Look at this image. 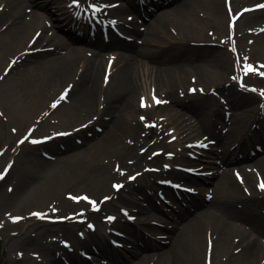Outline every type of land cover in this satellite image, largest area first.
<instances>
[{
    "label": "bare ground",
    "instance_id": "1",
    "mask_svg": "<svg viewBox=\"0 0 264 264\" xmlns=\"http://www.w3.org/2000/svg\"><path fill=\"white\" fill-rule=\"evenodd\" d=\"M250 1L255 0H232V3L231 0H183L179 1L174 6L168 9L160 11L151 19V21H149L147 18L142 20V23L140 24L137 31H135L134 29H132V31L130 29L124 28V34H130V32H139L142 35L146 32L145 44H147L149 40L152 42L151 47L146 50H140L138 47L136 48L132 45H129L123 38H120L118 36L113 38L110 42H107L105 46H102L100 42L94 45L88 44L91 45V47H93L94 49L117 48L129 55L128 57L118 56L115 58V60L113 61V68H118V70L113 75L114 77L112 76V78L109 80H106V74L107 72H112V70L106 69L103 64L102 55L100 53L92 55L91 53L86 51L85 47L79 46V44L83 41L81 42L77 38H74L71 33H65L63 36L55 34L52 40L56 44L57 48H62L65 53L61 56L51 57L42 61H34L35 67L33 66L34 69H31V73L34 75V77H40L39 75L43 74V80L45 82L42 81L41 86H35L29 83V80H31L30 76H24L23 78L19 79L22 83L25 84L27 95L30 94L32 89L36 91L35 97L37 98V100L36 98H33L31 96L29 97V99L34 102L35 105L36 103L38 104V102L40 105H48L49 101L45 103L48 97V89L46 87L50 85L54 86L55 88L60 87L63 81L70 79H73L74 81V79L78 75L77 81L74 82L75 99H73L70 103L69 109L67 106L64 107L67 112L66 115L69 116L70 119L77 118L82 114L88 115L89 113H94L95 116H98L102 112L99 110V107L103 104L104 99L106 100V103H108L107 108L111 118L108 122L104 123L105 131L102 132L103 135H101V137L97 141H94L97 143H91L86 140L83 150H80V148H78L77 146H70V150H65L63 154L64 157L61 159V163L53 166L55 167V170L49 173V175L46 177V179H49L51 177L53 181L51 182L47 179L40 183L39 192L37 190L33 191L30 194V200H35L34 203L42 205L44 198L47 196L44 195L45 188L52 183L54 185L59 183V185L63 187V185L65 184H63L64 180L62 179V173L68 172L72 174V170H69V168L75 167L76 169H79V171L84 172L92 171V176L94 175V177H100L102 179L111 177L108 172L109 168H106V164L100 163L99 161H94V163L96 164L95 166H93L92 163L94 159L92 160L91 157L95 156L96 154H103L106 152L115 153L119 150L124 149V146L120 144V138L124 135L131 136L132 147H129L127 151L132 154V157L134 159L131 163L130 168H136L138 163L143 160V158L139 156V149L141 146H143L144 131L141 124L137 123L136 121L130 125L129 118H133V116L137 114L138 111L139 113H142L141 110H138L137 105L133 104V101L131 100L132 97H136L137 102H139L140 97L142 96L143 98L147 99L149 104H151V101L153 99L152 97L155 92V90L153 89L154 85H157L159 87V93L168 92L167 94L172 96V92H174L173 88L176 86V84H180L183 86L186 75L190 72H194L196 74V76L194 77L197 78H191L190 84H198L199 86H203L207 82H211L212 84H214V82L212 81H214L215 79H217V82H220L223 77L222 71L224 70L221 67H217V65H215V61H213L214 59H216L217 53L224 62L223 66L226 67V57L228 58V56L227 54L222 53V50L232 51L233 49H235L237 51H240L246 49L248 47V43H250L252 39L250 35H252L254 41L257 42L254 48L259 46V49H264V36H256V34L251 29H249L251 28V21H261V19H264V13H261L263 12V10L255 12L256 10H258L257 8L259 7V5L263 3V0H256L257 2L254 5L255 9L247 7ZM43 2L44 0H0V59H4V52L11 51L16 48L20 49V46H22V50L18 53V55L21 52L30 51L31 49L37 47V44H35L31 48V46L33 45V43L31 42L32 36L40 30L41 33L46 31L45 15H51V12L49 11L50 6L57 4L58 7V5H61L60 0H46L45 3ZM112 3L117 2H113V0H106L104 2H101L100 5ZM244 3L245 6H243ZM238 5L241 6L239 10L234 11L232 14H230L229 9L233 6ZM22 6H26V9H32L29 13L30 18L28 19V22L23 20L24 17L27 18V15L23 14L22 10H20ZM198 9L203 10L207 13V15L209 16L210 24L221 27L220 30L221 32L223 31L221 33V36L213 40L209 39V41H207L203 38L205 41L201 44H207L211 47L204 48L202 50L203 55L198 57V64L195 67L189 64L186 70L183 67H180V69L171 68L168 70H161L160 68H157L155 74L146 69H142V71H138L137 73L135 64L136 60L143 62L147 61L154 64L159 63L158 61L154 62V60L152 59V55L154 54V52H157L155 48L161 46V39L169 38V35L164 28L165 25H176L181 31L179 32L180 38H184V32L192 30L195 35H197L195 31L197 29L201 30V32L203 33L202 27H200L198 23H196L198 21L194 18L195 13ZM108 10L109 7H104L102 8L100 14V17L106 21V31H110L118 25L134 28L132 19L126 17L120 6L116 7V16L114 18L109 17L107 19ZM245 10L248 12L246 13V15L243 14ZM68 14L70 13H65L66 18L68 17ZM50 15H47V17H51ZM236 19H238L240 21V24H242V27L246 29H242ZM93 20L96 30L98 31L100 23L96 22L95 19ZM147 20L149 22L145 24V21ZM204 20L207 21L208 19L204 18ZM8 21L10 23L9 26L6 27L4 31H1L4 29ZM113 21H115V24L112 23ZM205 24L208 23L205 22ZM146 26H148L147 31ZM56 27H59V25L56 24ZM29 31H31V35L28 34ZM97 33L100 34L99 32ZM139 33H136V35H139ZM27 34L28 36L24 42L25 36ZM245 36L251 38L246 39ZM175 40L180 41V39ZM153 42L155 43V45L152 50ZM213 44H219L220 46L216 48ZM48 56L49 54L42 56H38L37 54L31 57L30 55H22L19 58L21 64H15L14 67L15 69L23 67V62L25 60L29 61L30 58L36 57L35 59H38L41 57L46 58ZM80 68L81 72L78 74ZM11 70L12 68L10 69V71ZM10 71L8 72V74L10 73ZM223 78H225L224 80L228 79L227 81H230L231 79V77L225 75ZM222 91L228 95L237 93L236 90L232 91L225 88H223ZM160 96L162 97L163 95L161 94ZM234 96H236V98L233 99L231 105L234 108L241 110L240 114L234 116V118L236 117V119H238L239 122L242 123L243 128H246V125L249 121L255 128H258L259 126L264 127V118H262L260 122V119L255 117L257 114L256 107L259 108V113H261L262 111L264 112L263 99H260L261 103L258 105L259 100L258 97H255V95L246 96L236 94ZM198 99V97H194L191 98L189 102H196L198 101ZM172 100V103H174V105L180 110L185 112L189 111L192 113L196 112L191 107V105L186 106L178 101L175 97H172ZM256 103L257 106L255 107ZM146 115L150 116L151 119L156 116L153 109L149 110ZM164 115L165 114H163V116ZM197 116V121L199 122L200 127L202 129L206 128L204 118L199 116V114ZM179 121L180 119L171 123L170 128H174L176 133H178L179 131V126H177ZM241 134L242 133L237 135V138ZM253 135L254 138L258 136V134H255L254 132ZM235 136L236 134L235 132H233L229 134L227 138L231 139ZM251 141L254 142L253 139H251ZM232 155L233 154L229 151L224 152L221 158L225 163L240 162V160L235 161V158H232ZM258 160L259 161L255 164L247 163L224 170V175L218 181L221 191L219 201L222 202L214 203V206L218 208V211L212 212L208 206L207 208L203 209L197 200H192L191 205L195 207V210L192 213L183 211V213L181 214L182 222L181 224H179L180 228L179 230L175 229L176 235L175 233H173L175 237L170 247H168L167 249L162 248L161 250H156L153 254L137 253V261H135L134 263L128 261L126 262V264H144L149 259H153V257H157L156 264H166L168 260H171L173 264H199L201 252L196 251L202 249L204 241L203 234L205 235L206 231L217 235L216 239L218 243L215 248V252L222 249L226 251L224 254L227 256L230 253V249L232 247L231 242L228 246L227 239H229L232 234L240 237V240H242V242H244L245 240H247L248 242L249 240L244 229L252 231L253 234L257 235L258 237L264 236V217L257 211L259 206L261 205L260 202L257 201L258 198L255 197L254 200H247L243 198L239 194V191L237 190L238 185L235 182L241 177L237 176L234 179L235 181H232L227 176L229 175V173L233 174L237 172L239 174V172L241 171H247V173L250 174L244 173L242 174V176L245 178H249V180H252V177L250 176L252 175V172L256 171L258 168L264 173V155L262 157L258 156ZM130 168L126 170L131 171ZM60 171L63 172L60 173ZM128 189L129 187L126 186L125 190H127V192L122 191L120 193V200L114 201L111 199L108 203L103 204V206H105L109 210L112 205L126 207L125 204L127 202H130L137 195L138 191L134 186L131 189ZM139 189L143 191V188ZM247 190L249 191L250 189ZM252 194H254V196H257L258 192H256L254 189V193ZM114 196L116 198L118 197V195ZM236 202H243V204H246L247 206L244 205V207L248 212L244 211L243 209L241 210V208L240 211L237 210L235 208ZM198 208L200 212H197L193 215V213ZM145 216L149 220L148 217L152 215L150 213H145ZM187 216L190 217L187 218ZM154 220L158 221L157 218H154ZM236 222H240L241 224H245L246 226L240 225ZM102 227L103 225L99 226L100 229H102ZM71 229V226H60L59 232L64 233L71 239ZM73 238L74 236L72 237V240H74ZM89 238L93 245L88 247L86 249V252L92 254L94 257H97V255H103L105 258L108 253L105 248V242L96 237ZM252 240H254V238ZM18 241L21 242L22 246L25 242H29L28 239L22 240L21 238H19ZM227 246L228 248L226 249ZM260 249H264V246H257L254 242H250L249 245L240 252V254H245L247 252V254L250 256L249 258L247 257L249 261L248 264H256V262L258 261V252L260 251ZM205 251L206 245L204 252ZM227 252L228 254H226ZM21 256H23V254H21ZM236 257L231 254V260H234ZM62 258L64 259L66 264H88L87 262H80L82 258L80 257L78 250H73L71 254L64 255ZM105 262H98V264H105ZM13 264H20V262H15ZM50 264L64 263L59 260L53 259L52 261H50Z\"/></svg>",
    "mask_w": 264,
    "mask_h": 264
},
{
    "label": "rangeland",
    "instance_id": "2",
    "mask_svg": "<svg viewBox=\"0 0 264 264\" xmlns=\"http://www.w3.org/2000/svg\"><path fill=\"white\" fill-rule=\"evenodd\" d=\"M46 0H44L43 3H45ZM232 3V0H231ZM250 4V3H249ZM253 4H250L249 6H252ZM245 6V3L243 4ZM241 6H233L229 9L230 14H232L234 11H237ZM53 7L50 6V11L52 12ZM22 10V13L27 15V18L24 17L23 20L28 22V19L30 18V15L27 13L26 6H22L20 8ZM264 13V11H263ZM29 15V16H28ZM195 19H197L198 25L202 27V31L197 29L195 30L197 35L194 34L193 30L184 32L182 40H188L191 43H182L175 45L176 41H172L171 39H175L176 37H179L180 29L176 25H169L164 27L166 29V32L169 35V38L161 39V46L156 47L155 50L157 52H154L152 55V59L155 61H158V64L150 63V62H143V61H137L136 64V72L142 71V69L149 70L153 74L156 73V69L160 68L161 70H168L171 68H177L180 69V67H183L185 70L190 65L196 66L198 64V60L200 56L203 55V52L200 51L197 46L201 43H204V39L209 41V39L213 40L219 36H221V27H217L214 24L209 23V16L206 12L203 10L198 9L195 13ZM204 18L208 19L207 21L204 20ZM264 19L251 21V26H259L261 23H263ZM207 22L208 24H205ZM239 26L242 29H246L242 27V24H240V21H238ZM10 24L9 21L6 23ZM263 26L259 27L258 29H254L253 31H257L261 29ZM171 28V29H170ZM252 29V28H251ZM28 34L31 35V31L28 32ZM28 34L25 36L24 42L28 36ZM47 36L46 39L43 40L44 36ZM206 35V36H205ZM258 36H264V32L256 34ZM53 35L51 32H44L37 38V44L45 41V43L40 46V48L44 49H50L52 47V52H45L40 53L37 52L38 56L49 54L46 58H30L29 61H24L21 68L17 69L14 73H11L7 79H0V108L3 110L4 114L10 119L8 121L7 125H3V127H0V147L7 145L8 146V152L11 151L17 142L18 136L24 135V134H30L31 139H45L53 134H56L61 131H69L72 129H77V127L85 126L86 124L90 125L88 126V131L81 133L78 137L82 141H88L97 143L94 141H97L102 133V131H105L104 123L108 122L111 118L110 114L108 113V103L105 105L103 103L102 109L103 113L99 114L98 116H95L94 113L86 114H80L81 116H78L77 118L70 119L69 116L66 115V109L64 107L70 106V103L73 99H75L74 96V88L72 87L70 94L67 92V96L69 94V104L66 105V98L61 100V96L64 95L65 91L62 90L63 87L68 86V90L73 84V79L71 80H65L61 83L60 87L55 88L54 86H47L48 89L47 92V101H50L53 99V103H56L59 101L58 106L56 107L58 110L54 113H50L47 116L42 117L44 110L47 108V105H40L32 102L29 97H35L36 91L34 89L31 90L30 94H26V88L25 84L21 82V78L24 76L31 77L29 80V83L31 85L35 86H41V82L44 81L43 74L39 75L40 77H34V75L31 73L34 69V61H42L51 57L55 56H61L65 52L62 50V48H57L56 44L52 40ZM180 38V37H179ZM204 38V39H203ZM245 38H251L248 36H245ZM164 39V40H163ZM257 42L255 41L253 45L250 47V49H246L244 51H227L222 50V53L227 54L228 58L226 57L227 66H223L222 58L217 53L215 61V65L217 67H221L224 71L223 77L231 75L232 68H238V70L243 71V66L245 63L252 64L258 71H264V68H261V65H264V49H259L260 47L257 46L254 48L255 44ZM152 42L149 40L147 43L148 49L151 47ZM183 44V45H182ZM155 43L153 42L152 50L154 48ZM216 48H218L220 45L215 44ZM140 48L144 47V44L139 45ZM194 46V47H193ZM21 48H16L11 51L4 52L5 57L4 59H0V74L2 69L5 67V65L8 62V59L10 57H14L17 55L21 50ZM169 48H174L176 51L174 54H168ZM117 50V49H116ZM119 56L126 57L128 54L120 51ZM13 59V58H11ZM9 59V60H11ZM202 60V59H201ZM225 61V62H226ZM34 66V67H33ZM159 71V70H158ZM37 72V71H35ZM73 73V72H72ZM29 74V75H28ZM31 74V75H30ZM196 74L194 72H190L186 75L185 81L183 86L180 84H176V86L173 88L172 96L165 93H159V87L157 85H154V89L157 91V96L160 98L161 103L159 106H157L155 109L156 116L153 119H156L157 126H164L165 123L170 124L178 119H180L179 123H182L183 118H187L184 113L185 111L180 110L178 107L172 103V97L177 98L178 101L182 102L185 105H190L188 101L193 96H189V98H182L181 95H184L185 91L193 90L195 87H198L197 85L190 84L191 78H195ZM33 77V78H32ZM114 77V76H113ZM221 79L220 82H217L215 79L214 84L206 83L205 85L201 86L204 88L205 92L207 93L209 89H211V95L207 96H216V99L213 97H210L207 99L206 97L201 98L199 101L193 102L191 107L194 109L196 115L202 113H208L211 115V113H214V110L223 107L222 105L225 102L229 101V104L233 101V99L236 98V94L233 95H226L222 89H229L234 91L235 86L238 85L236 82L233 84H230L227 80H224L225 78ZM233 79V77H232ZM234 81H237L236 79ZM45 82V81H44ZM67 83V84H66ZM66 84V85H65ZM264 84V77H261L260 75L256 73H249L246 77L245 81L240 83L239 88L241 89L240 92L244 93L247 91H251V89H254V87H259ZM64 85V86H63ZM189 88V89H188ZM163 95L162 97L160 95ZM56 96V97H55ZM198 95H196L197 97ZM225 98H221V97ZM55 97V98H54ZM167 98V99H166ZM170 98V99H169ZM37 100V98H36ZM104 100V99H103ZM133 101V104L137 105L138 110H140V102H137L136 97H132L131 99ZM167 100H170V103ZM188 100V101H187ZM189 104H188V103ZM44 103V104H45ZM101 106L99 108H101ZM201 106H204V108L201 109ZM166 108V109H164ZM231 111L235 113L236 115L240 114L241 110L234 108L232 105L230 107ZM83 113V112H82ZM108 113V114H106ZM163 114H165L163 116ZM146 117H145V116ZM208 117L211 119L213 116ZM85 116V117H84ZM144 116V117H143ZM145 118V119H142ZM41 119V123L39 125H36L37 121ZM128 119V118H127ZM130 125L133 124L135 121L141 124L142 128L144 129L145 135H147V140L145 141V145L140 147L141 149V155L140 157L143 158L142 161H140L136 168H130V162H132L134 159L132 157V154L129 153L127 150L131 146V136L124 135L120 138V144L124 146V149L119 150L117 152H106L103 154H96L95 156L91 157L93 160L92 165L95 166V162L105 163L106 168L110 174L111 177H108L106 179H102L100 177H94L92 176V171H79V169L69 168V170H72V174L68 172L62 173V179L63 181V187L58 184L54 185L53 183L47 186L44 190V195H47L42 205H38L35 202V200H30V194L33 191L39 192V184L43 181L47 180L46 177L49 175V173L53 172L55 170V165H58V163H61V160L64 156L61 154H55L53 155L54 158H56L54 161H46L42 159L37 151L35 149H30L27 146H24L21 153L18 155L17 163H15L14 169H12L11 173L7 175L6 179L0 184V264H13L14 257H16V252L20 251L23 252L26 255L37 253L40 254L43 257V261H49L52 258V252H54L56 249L58 250V244L57 240L59 239V234H63L62 232H59L60 226H70L71 222L74 220H77L79 217L83 216L85 213V207H89L86 210H93L92 206L89 205L86 201L81 200L79 203L76 202V200L71 199L70 197H81V196H88L90 199L95 200L97 202V207L99 208L101 205L106 204L104 203L105 198L110 197L113 194V191L117 193L116 188L114 185L117 184H123L126 180L128 182L131 178L129 177L130 174L133 172H138L141 168L142 169H149L151 170V167H153L155 164L149 163L148 159L150 155L155 153V151H159L160 146H154L148 150V143L150 142V137L152 134L157 133L154 131H150V128L147 127V124L154 123L151 118H149L146 114L138 113L133 116V118H129ZM234 127H238V124L236 121H234ZM179 125V124H178ZM10 128L14 130L13 135L10 133ZM167 129V127H164L162 132H164ZM139 133V132H138ZM159 134V133H157ZM125 139V140H124ZM194 139H196L194 137ZM76 143L72 139L69 140L67 143L62 142L60 145H72L77 146L80 148V150L84 149V144L82 145ZM130 143V144H129ZM55 150L59 151L58 146H55ZM156 151V152H157ZM86 157V156H85ZM84 158V157H83ZM85 159V158H84ZM77 160V159H76ZM75 160V161H76ZM150 160V159H149ZM78 161V160H77ZM74 162V161H73ZM6 165L5 159H3L0 162V173L3 171L4 166ZM117 168H119V171H117ZM130 168V170L126 171L125 169ZM93 169V168H89ZM77 170V171H76ZM114 172H120L121 174H125L126 178L125 180L120 179L116 173ZM146 176H143L141 179L138 180V182L145 181L146 178H151L150 174H144ZM264 175V174H263ZM230 176V173H229ZM146 177V178H145ZM140 178V177H139ZM264 179V176H263ZM48 181H53L51 177L48 179ZM47 181V182H48ZM14 182V183H13ZM25 182V183H24ZM13 183V184H11ZM135 183V182H134ZM133 183V184H134ZM252 183H255V180L252 179ZM5 184L13 185L14 191L11 195H7L5 193ZM124 185V184H123ZM61 187V188H60ZM237 190L239 191V194L246 199H254V196L249 198L244 191L238 186ZM257 188L255 189V191ZM122 192V191H121ZM119 192V193H121ZM252 193H254V189L251 190ZM142 194V193H141ZM144 195V194H142ZM144 197V196H143ZM64 200V201H62ZM263 200L264 199H260ZM62 201V202H61ZM139 202V201H138ZM237 203V202H236ZM242 203V202H241ZM100 204V205H98ZM114 208V207H111ZM237 209L238 206H235ZM239 210V209H238ZM35 212H40L45 215L44 219H40L33 215ZM107 213V211L105 212ZM104 213V214H105ZM27 214H30V217H32L33 220L27 221L25 223L21 222L22 224L18 223L14 226L9 225L8 217L10 215H18V216H25ZM103 216V215H102ZM11 233H16V235H11ZM74 233V232H73ZM19 238L28 239L29 242H25L23 246L21 245V242L18 241ZM58 238V239H57ZM203 247L201 250H198L196 252H201L200 258H199V264H248V258L250 257L247 252L244 254H240V252L245 249L250 242H254L257 246H261L259 241L254 238L252 235H248V242L245 240L242 242L240 240V237L237 235H231L228 241L229 243H232V247L230 249V253L228 252L225 255V250H219L215 252V248L217 246V235H214L210 232H205V235L203 234ZM254 238V240H252ZM53 239H57L55 242ZM226 241V242H227ZM54 242L52 245L51 251L48 252V246L47 244ZM206 243V244H205ZM245 243V244H244ZM206 245V251L205 250ZM226 247V249L228 248ZM210 250L211 257H207V253ZM258 250V247H257ZM231 254L233 256H237L234 260H231ZM241 255V257H240ZM205 256V259H204ZM248 257V258H247ZM27 264H33L30 263L29 260H27ZM15 263V262H14ZM147 263V261H146ZM144 263V264H146ZM155 263V262H154ZM153 263V264H154ZM173 264L171 260H168L166 264ZM156 264V263H155ZM181 264V263H180ZM254 264V263H253ZM256 264H264V249H260L258 252V261Z\"/></svg>",
    "mask_w": 264,
    "mask_h": 264
},
{
    "label": "snow or ice",
    "instance_id": "3",
    "mask_svg": "<svg viewBox=\"0 0 264 264\" xmlns=\"http://www.w3.org/2000/svg\"><path fill=\"white\" fill-rule=\"evenodd\" d=\"M116 5H113V4H105V5H98L95 0H71V3L69 4V7H74L76 9H81L82 7H86V9H90L91 10V13L92 14H95V13H98L102 10V8L104 7H114ZM259 7L261 9H264V4L262 5H259ZM129 19H131V17H129ZM113 24H115V21L112 22ZM233 51H235V49H233ZM261 68H264V65H261L260 66ZM243 72H244V75H248L249 73H256L258 75H260L261 77H264V71H258L252 64H248V63H245L244 66H243ZM237 77H233V79H236ZM0 79H2V77H0ZM242 86H243V82H242ZM252 91H256V89H251ZM193 92H195L196 90L193 89L192 90ZM262 97H264V91H260L259 93ZM67 97V92L64 93L63 96H61V100L65 99ZM153 100L156 101L157 104L161 103L160 100L156 99L155 96L152 97ZM59 104V101H57L56 103H54L52 106L53 108L57 107ZM142 106L147 108L149 107V103L147 101V99H145L143 102H142ZM142 119H145V118H142ZM62 135H69V133H62ZM27 139V137L25 138ZM41 141H38V140H32L31 143L33 144H38L40 143ZM20 143H24L23 140L20 141ZM207 145H204V144H201V147H206ZM2 154V153H0ZM11 167V166H9ZM117 171H119V168H117ZM123 174V173H122ZM4 175L5 174H0V180L4 179ZM239 175V174H237ZM132 180H135L136 177L133 176L131 177ZM241 182H243V180H241ZM114 187L116 188L117 191H119L121 188L124 187L123 184H117V185H114ZM260 189L262 191H264V181L261 182L260 184ZM11 191V189H9ZM71 199L73 200H76L77 203H79L81 200L83 201H86L89 205L92 206L93 210L94 211H100V209L96 206L97 205V202L95 200H92L90 199L88 196H81V197H70ZM106 199H111L110 197L106 198ZM34 216L40 218V219H44L45 218V215L43 213H40V212H35L33 213ZM125 215H127V213L125 212ZM19 219H21V217H15L13 218V222H17ZM109 221H114L115 220V217L113 216H109L107 218ZM0 227H2V225H0ZM89 227H93L92 225H89ZM66 247L68 245H65Z\"/></svg>",
    "mask_w": 264,
    "mask_h": 264
}]
</instances>
